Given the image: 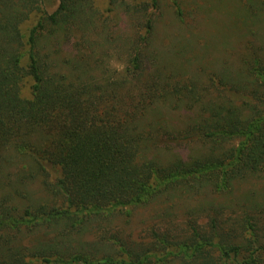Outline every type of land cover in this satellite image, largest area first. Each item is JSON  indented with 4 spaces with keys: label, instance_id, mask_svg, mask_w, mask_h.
Returning a JSON list of instances; mask_svg holds the SVG:
<instances>
[{
    "label": "trees",
    "instance_id": "trees-1",
    "mask_svg": "<svg viewBox=\"0 0 264 264\" xmlns=\"http://www.w3.org/2000/svg\"><path fill=\"white\" fill-rule=\"evenodd\" d=\"M160 1L123 3L138 23L122 41L121 70L102 67L95 45L115 39L102 37L107 23L93 0H59L53 12L39 0H0V179L9 181L0 264H264V0H230L228 22L204 8L186 17L175 0L178 29L208 16L215 34L206 42L230 31V47L242 45L206 75L178 61L184 44L170 55L155 44ZM35 11L24 42L21 24ZM73 41L82 47L67 57L61 48ZM146 206L157 222L140 241L100 225ZM95 224L102 233L92 243H73ZM37 229L50 240L25 243Z\"/></svg>",
    "mask_w": 264,
    "mask_h": 264
},
{
    "label": "rangeland",
    "instance_id": "rangeland-1",
    "mask_svg": "<svg viewBox=\"0 0 264 264\" xmlns=\"http://www.w3.org/2000/svg\"><path fill=\"white\" fill-rule=\"evenodd\" d=\"M40 4L42 3V8L44 10H47L48 12H53L57 9L59 5V0H39ZM117 2H113V0H93L94 8L97 12L100 13L102 16V20L106 21L107 28L105 31V34L102 36L103 38L108 39H118L119 41L115 42L112 46H106V47H99L96 46L97 52L102 55V67L104 68H115L120 67L121 65L125 66V61L122 60V57L125 56V54L129 53V49L126 48V45L124 46V43L122 42L125 37L133 36V30L134 26L138 23V21L133 16L136 17L134 14H129L127 12V6L125 4H129L131 9L133 10V7L138 6L140 3H142L144 0H116ZM180 3L182 2L184 4V7H186V10L194 8V10L198 9L199 11L201 9H205V13L210 17L212 21H215V17H213L214 12H218L219 15L226 16V22H228L227 17V8L231 6L230 0H179ZM160 3L162 4V9L156 13L158 20H159V27L157 32V37L155 40V44H157L158 47L164 50V52L167 53V55H170V51L176 53L178 50L181 49L176 47L178 45L177 43H182L185 45V55H183L181 58L178 59V61L182 62L186 68V72L189 70L190 72L194 73V70L196 67L200 69H204L203 74H212V73H218L222 72L224 64H228L227 61H232V55L235 53H239L242 50V45H235V48H231L229 44L230 39V31H225V34L227 33L228 40H219L214 38H211L214 40V44H212L211 40L210 42H206V40L215 34L214 30V23L208 21V16L203 17V20L201 17H198V24L197 22L194 23L195 27L192 31V29L187 30H181L178 29L180 27L179 18L177 17V10L175 6V0H161ZM213 7V9H212ZM130 9V11H131ZM184 11V15L187 17L188 15L192 14V11ZM41 13L35 11L31 14L30 18L26 21H24L21 24V32L23 35L24 42H27L28 35L30 29L36 24L38 19L40 18ZM132 15V17H131ZM204 20H207L203 22ZM201 21V22H200ZM122 25H119L121 24ZM178 23V24H177ZM187 27V26H186ZM221 30H217V34L220 33ZM109 32V33H108ZM180 33L183 34V36L179 39ZM224 34V35H225ZM221 36V35H218ZM226 38V37H224ZM71 41V40H70ZM182 41V42H180ZM75 42L73 47H62L61 51L63 54L67 57L70 55V52L72 50H76L77 47H80L81 45L77 44V41ZM227 46L229 50H226L223 46ZM189 43V45H188ZM187 45V46H186ZM82 47V46H81ZM88 45L83 46L85 51H87ZM195 52L197 56L199 55V58L195 56ZM23 53V64L27 65L28 63V46L24 45V48L22 49ZM226 54H228L230 57H227ZM173 56V54H172ZM119 59V60H118ZM109 65L108 67L106 65ZM112 65V66H110ZM192 76L191 73H186V78H190ZM32 81L30 79H26L21 87V95L24 98L30 99L32 97ZM178 114H172L170 116V120L172 123H178L180 116ZM181 119V118H180ZM55 176V174H54ZM2 179L0 181L2 182V186H0V190L2 187H6L8 181V177L1 176ZM30 187H32V191H36L34 187H37V184H31ZM1 192V191H0ZM35 193V192H33ZM24 197L29 198L26 193L23 194ZM34 197H38V194H34ZM24 202L27 201V199L23 200ZM180 201L185 204L186 202H192L193 206H195L196 200L192 201V199H180ZM153 209L154 206H146L143 208L135 209L129 211V209H123V210H117L114 215L105 221H101L100 225L102 229H107L111 233L120 232L123 235L124 239H128L131 241H140L144 237H147L150 232L149 229H151L153 226L156 225V222L154 220L153 216ZM229 211H227L228 213ZM229 214V213H228ZM177 217V216H175ZM179 219V218H178ZM185 219L184 217L180 218L176 221L177 224L181 223V220ZM201 222H205L204 220H201ZM101 227L97 228L96 224L94 226H89L86 231H83L80 234H75V240L73 237V243L87 242L89 241L92 243L94 239H96V235H101L102 229ZM25 243L29 242H44L47 243L50 240V236L46 234L44 229H37L35 232L31 233V235H27L25 238ZM23 239V240H24ZM53 262V261H52ZM42 264H60V262H53V263H46L42 262ZM62 264V263H61Z\"/></svg>",
    "mask_w": 264,
    "mask_h": 264
},
{
    "label": "clouds",
    "instance_id": "clouds-1",
    "mask_svg": "<svg viewBox=\"0 0 264 264\" xmlns=\"http://www.w3.org/2000/svg\"><path fill=\"white\" fill-rule=\"evenodd\" d=\"M120 68H121V70H122L123 66L121 65Z\"/></svg>",
    "mask_w": 264,
    "mask_h": 264
}]
</instances>
